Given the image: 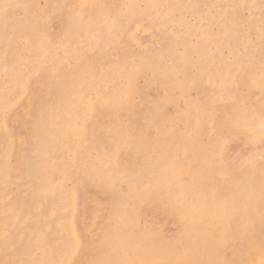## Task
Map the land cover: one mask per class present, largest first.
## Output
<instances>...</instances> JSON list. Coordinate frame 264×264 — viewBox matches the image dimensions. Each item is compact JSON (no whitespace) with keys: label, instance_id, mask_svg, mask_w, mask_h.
I'll list each match as a JSON object with an SVG mask.
<instances>
[{"label":"rangeland","instance_id":"rangeland-1","mask_svg":"<svg viewBox=\"0 0 264 264\" xmlns=\"http://www.w3.org/2000/svg\"><path fill=\"white\" fill-rule=\"evenodd\" d=\"M263 125L264 0H0V264H264Z\"/></svg>","mask_w":264,"mask_h":264},{"label":"bare ground","instance_id":"bare-ground-1","mask_svg":"<svg viewBox=\"0 0 264 264\" xmlns=\"http://www.w3.org/2000/svg\"><path fill=\"white\" fill-rule=\"evenodd\" d=\"M129 94V93H128ZM256 116V115H255ZM259 116V115H258ZM262 121H261V119L260 118H253V125L254 126H256V127H259L260 128V125L262 126V123H261ZM264 126V125H263ZM253 126H251V128H252ZM255 127V128H256ZM237 128V127H236ZM255 128H253V129H255ZM264 129V128H263ZM262 129V130H263ZM261 130V129H260ZM254 135H250V137H253ZM240 137L242 138V140H240L239 141V143H240V145L239 146H241L244 142H248V140H249V138L250 137H243V136H241L240 135ZM253 140V139H252ZM254 141V140H253ZM251 145V144H250ZM254 150V149H253ZM258 150V149H257ZM256 150V151H257ZM242 154V153H241ZM254 154H256V153H254ZM244 155V154H243ZM253 156V155H252ZM258 157V156H257ZM251 158V157H250ZM253 158V157H252ZM248 162V161H247ZM262 172H263V174H264V169L262 170ZM179 173V172H178ZM126 174V173H125ZM128 176V175H127ZM219 203V201H216V205ZM193 206V203L191 204V206L190 207H192ZM218 206V205H217ZM74 209V208H73ZM242 210V209H241ZM241 214H243V213H241ZM247 227V226H246ZM244 229V228H243ZM244 230H246V229H244ZM77 245V244H76ZM230 248V247H229ZM243 250V249H242ZM251 251V250H250ZM250 253V252H249ZM245 256V255H244ZM263 258V257H262ZM262 258L260 259V260H262ZM259 259V258H258ZM259 263V262H258Z\"/></svg>","mask_w":264,"mask_h":264}]
</instances>
